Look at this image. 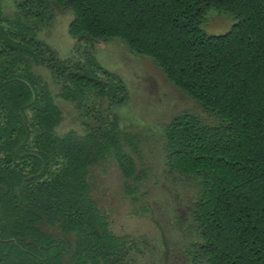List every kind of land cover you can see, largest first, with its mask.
Wrapping results in <instances>:
<instances>
[{"label": "trees", "instance_id": "1", "mask_svg": "<svg viewBox=\"0 0 264 264\" xmlns=\"http://www.w3.org/2000/svg\"><path fill=\"white\" fill-rule=\"evenodd\" d=\"M210 9L233 26L204 33ZM57 11L73 15L65 59L36 37ZM109 40L151 59L212 119L182 112L163 125L158 174L114 112L126 86L94 52ZM43 68L79 130L58 134ZM153 180L168 188L189 264H264V0H16L11 15L0 4V264H134L138 240L112 230L93 184L116 183L133 215L157 223Z\"/></svg>", "mask_w": 264, "mask_h": 264}, {"label": "rangeland", "instance_id": "2", "mask_svg": "<svg viewBox=\"0 0 264 264\" xmlns=\"http://www.w3.org/2000/svg\"><path fill=\"white\" fill-rule=\"evenodd\" d=\"M15 2L16 0H0L3 13L11 15L15 11ZM72 18L70 12L57 11L50 23L36 36L55 50L60 59L69 57L77 44L68 34V24ZM234 22L230 14L210 9L205 15L201 29L208 35L223 34ZM94 52L99 64L118 75L124 82L127 99L123 104L115 106L114 112L118 115L122 128L140 134L144 162L158 174L157 165L161 159L159 138L163 125L172 116L182 112L200 115L208 122L212 119L192 100L180 93L151 59L129 52L120 41H96ZM39 72L51 86L56 102L62 110V120L57 127L58 134L79 130L78 113L74 106L57 96L59 87L47 69H39ZM154 181H150L148 185L157 223L149 217L133 215V206L122 195L116 183L99 184L96 181L92 194L109 215L112 230L119 235H131L138 240L130 250V255L136 258L134 264H189L173 244L174 227L168 210V188L163 183L157 186ZM160 236H164L166 244L170 247L166 259L163 256L165 245Z\"/></svg>", "mask_w": 264, "mask_h": 264}]
</instances>
